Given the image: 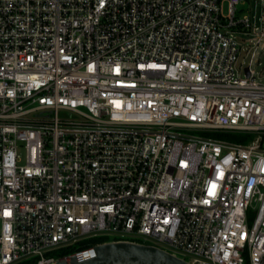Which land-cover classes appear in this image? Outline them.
<instances>
[{
    "label": "built area",
    "instance_id": "1",
    "mask_svg": "<svg viewBox=\"0 0 264 264\" xmlns=\"http://www.w3.org/2000/svg\"><path fill=\"white\" fill-rule=\"evenodd\" d=\"M250 2L0 0V264H57L93 238L264 264ZM224 131L251 138L206 135Z\"/></svg>",
    "mask_w": 264,
    "mask_h": 264
},
{
    "label": "water",
    "instance_id": "2",
    "mask_svg": "<svg viewBox=\"0 0 264 264\" xmlns=\"http://www.w3.org/2000/svg\"><path fill=\"white\" fill-rule=\"evenodd\" d=\"M249 75V70L247 69ZM57 264H191L184 258L152 244L130 240H105L91 251L73 254Z\"/></svg>",
    "mask_w": 264,
    "mask_h": 264
},
{
    "label": "rangeland",
    "instance_id": "3",
    "mask_svg": "<svg viewBox=\"0 0 264 264\" xmlns=\"http://www.w3.org/2000/svg\"><path fill=\"white\" fill-rule=\"evenodd\" d=\"M249 7L252 9V14L256 15V18L262 17V16L264 17V0H251V2L248 3V7H245L243 11L237 12V16L239 18H242L243 16L250 14ZM227 11H228V4L225 5V12ZM261 23H263L264 25V20L263 22L260 21L259 25ZM244 38L245 40H242ZM239 41L243 44L244 47L247 46L249 48L248 52L241 53L240 58H239V64L244 63V67L251 65L252 70L254 71V75L256 76V80L259 83L264 84V41L262 42V44L256 47H253V48H250L249 37L239 36ZM243 74L244 73H242V75ZM188 132L197 134V135L203 134L201 131H198V130H192ZM206 135L224 139L230 142H243V143H247L249 139L251 138V136L245 137L243 135H239V134H235L231 132H225V131L218 132L215 134L210 133Z\"/></svg>",
    "mask_w": 264,
    "mask_h": 264
},
{
    "label": "trees",
    "instance_id": "4",
    "mask_svg": "<svg viewBox=\"0 0 264 264\" xmlns=\"http://www.w3.org/2000/svg\"><path fill=\"white\" fill-rule=\"evenodd\" d=\"M104 241H105V238L89 239V240H86V241L76 245V246L64 249L63 251L59 252L58 255L59 256H65V255L73 254L75 252H78V251L90 248L92 246H95V245L102 243Z\"/></svg>",
    "mask_w": 264,
    "mask_h": 264
}]
</instances>
